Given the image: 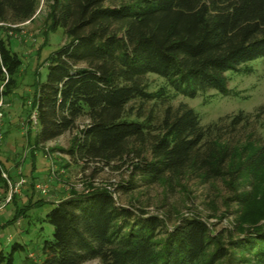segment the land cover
<instances>
[{
	"label": "trees",
	"instance_id": "1",
	"mask_svg": "<svg viewBox=\"0 0 264 264\" xmlns=\"http://www.w3.org/2000/svg\"><path fill=\"white\" fill-rule=\"evenodd\" d=\"M38 5L0 0V34L6 25L30 20ZM47 8L45 32L62 29L65 43L43 60L44 81L33 72L26 125L34 115L36 144L74 132L65 151L70 162L82 169L126 166L131 180L113 191L86 182L82 194L53 202L39 220L52 230L39 248L40 264H264V206L215 230L196 215L167 228L163 218L117 201L119 194L131 195L135 177L145 187L219 182L227 213L231 206L244 209L260 193L264 146L229 138L252 116L239 112L202 126L186 104L169 101L208 91L226 96L227 72L264 61V0H47ZM8 40L0 35L2 102L14 98L23 67ZM148 75L163 87L149 92ZM253 116H264V102ZM7 170L0 161L4 194L1 174ZM243 180L249 192L242 190ZM25 211H16L9 223Z\"/></svg>",
	"mask_w": 264,
	"mask_h": 264
},
{
	"label": "rangeland",
	"instance_id": "2",
	"mask_svg": "<svg viewBox=\"0 0 264 264\" xmlns=\"http://www.w3.org/2000/svg\"><path fill=\"white\" fill-rule=\"evenodd\" d=\"M47 13V0H39L38 8L30 20L19 25L9 27L6 25V28H3L4 32L0 34L2 39L10 40H8L10 50L23 62V67H20L17 75L14 98H11L10 102H2L1 136L4 131L6 136L0 140V161L3 168L8 169V175L5 176L6 178L9 176L10 179H7L10 182L20 178L24 180L23 186L14 196L15 201L12 199L0 212V264L41 263L39 248L44 240L50 239L52 230L39 220L51 210L53 202L68 198L71 192L82 194L87 190L86 182H90L93 187H105L108 191H113L120 182L131 180L126 166L114 169L113 165V169L109 167L100 169L99 165L93 164L82 169L81 164L70 162L65 151L70 146L74 132L65 133L44 144L35 143L37 125L32 121L30 126L26 125L29 118L27 112L31 113L29 107L33 95V72L37 69L41 74V81H44L43 60L65 43L62 29L45 32ZM226 79L228 90L226 96L208 91L194 99L176 96L171 98L169 103L172 106L186 104L195 112L202 126L218 123L219 120L232 117L239 112L249 114L252 117L248 124L240 125L229 138L241 144L249 140L264 146V116L259 118L253 116L255 110L264 102V61L256 59L235 72H227ZM147 83L149 92H155L164 85L160 78L153 75L147 76ZM168 93L173 94L171 91ZM31 152L33 157L30 156ZM133 181L137 183L131 195L119 194L117 201L122 205L130 202L149 215L163 218L167 228H171L182 217L196 215L208 224H214L215 230H220L245 216L248 218L264 206L260 200V195L264 196V172L256 183L260 188L257 197L252 198L244 209L231 206L228 208L229 213L222 205L227 192L219 182L211 186L188 179L170 188L164 185L145 187L136 177ZM246 182L242 181L241 188L249 192V185ZM31 183L34 184L33 188ZM35 186L42 187L44 194ZM5 191L4 194L0 188V202L7 194L8 188ZM39 200L45 204L41 207L34 206V202ZM262 200L264 201V197ZM22 208L27 209L23 216L14 223H9L14 213ZM232 211L239 212V215L233 217ZM212 213L216 217L208 219ZM84 264L99 263L94 260Z\"/></svg>",
	"mask_w": 264,
	"mask_h": 264
},
{
	"label": "built area",
	"instance_id": "3",
	"mask_svg": "<svg viewBox=\"0 0 264 264\" xmlns=\"http://www.w3.org/2000/svg\"><path fill=\"white\" fill-rule=\"evenodd\" d=\"M3 107V103L0 100V140H1V127H2V118H3V114L1 112V108ZM30 119L32 120V122L34 123V115H32L30 117ZM2 178H4L6 180V184H7V194L5 195V197L3 198V200L0 202V212L5 208V206H7L13 195L18 194L20 188L23 186L24 184V180L22 178L18 179L16 182H10L6 176L4 174H1ZM36 189L40 190L41 194H44V189L40 186H35Z\"/></svg>",
	"mask_w": 264,
	"mask_h": 264
}]
</instances>
